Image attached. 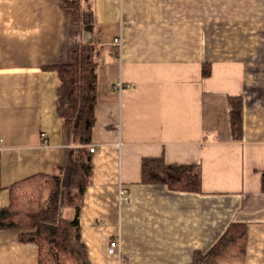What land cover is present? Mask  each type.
<instances>
[{
	"label": "crops",
	"instance_id": "0c3cea01",
	"mask_svg": "<svg viewBox=\"0 0 264 264\" xmlns=\"http://www.w3.org/2000/svg\"><path fill=\"white\" fill-rule=\"evenodd\" d=\"M65 2L0 0V209L13 184L56 173L76 146L47 67L91 41L95 152L79 210L88 264H190L230 224L242 240L203 264H264V0H88L93 33ZM231 97L242 104L238 140ZM145 157L198 167L200 191L142 182ZM0 264H38L37 247L0 228Z\"/></svg>",
	"mask_w": 264,
	"mask_h": 264
},
{
	"label": "trees",
	"instance_id": "16d2710c",
	"mask_svg": "<svg viewBox=\"0 0 264 264\" xmlns=\"http://www.w3.org/2000/svg\"><path fill=\"white\" fill-rule=\"evenodd\" d=\"M88 0H66L72 24L93 33L94 19ZM96 47L91 41L71 51L68 61L53 65L58 76L56 112L71 124L76 146L69 151L64 166L56 173L37 174L10 187L9 204L0 209V228L18 231L20 242L38 250V264H88L87 251L80 238L79 210L92 175L89 151L95 124L97 101ZM229 120L234 139L241 138L242 104L239 97L229 99ZM141 180L163 184L171 191H200L199 169L193 165L165 164L162 158L145 157L141 162ZM264 191V171L261 174ZM72 208L73 217H61V209ZM244 228L230 224L206 251L196 252L190 264L212 262L231 246L239 244Z\"/></svg>",
	"mask_w": 264,
	"mask_h": 264
},
{
	"label": "built area",
	"instance_id": "2783aa9c",
	"mask_svg": "<svg viewBox=\"0 0 264 264\" xmlns=\"http://www.w3.org/2000/svg\"><path fill=\"white\" fill-rule=\"evenodd\" d=\"M114 42L115 43H118L120 45V41L118 38L114 39ZM89 151L91 153H94L95 152V147L93 146H89ZM120 203H126L127 202V199L125 198L124 196V191H121L120 192ZM119 247V242L118 240H113L112 243L110 244V248H109V251L112 253L115 251V249H117Z\"/></svg>",
	"mask_w": 264,
	"mask_h": 264
},
{
	"label": "rangeland",
	"instance_id": "374dc122",
	"mask_svg": "<svg viewBox=\"0 0 264 264\" xmlns=\"http://www.w3.org/2000/svg\"><path fill=\"white\" fill-rule=\"evenodd\" d=\"M64 210H65V208L61 209V213L60 214H62V212H64Z\"/></svg>",
	"mask_w": 264,
	"mask_h": 264
}]
</instances>
